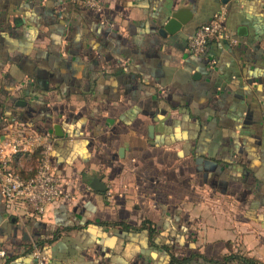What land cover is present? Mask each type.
I'll use <instances>...</instances> for the list:
<instances>
[{
  "label": "crops",
  "instance_id": "crops-1",
  "mask_svg": "<svg viewBox=\"0 0 264 264\" xmlns=\"http://www.w3.org/2000/svg\"><path fill=\"white\" fill-rule=\"evenodd\" d=\"M99 2L0 0V142L51 136L76 197L37 218L0 194V264H264V0ZM222 8L230 41L191 56Z\"/></svg>",
  "mask_w": 264,
  "mask_h": 264
},
{
  "label": "built area",
  "instance_id": "built-area-1",
  "mask_svg": "<svg viewBox=\"0 0 264 264\" xmlns=\"http://www.w3.org/2000/svg\"><path fill=\"white\" fill-rule=\"evenodd\" d=\"M82 7L100 10L99 0H69ZM226 9L215 19L200 27L189 39L188 52L196 58L206 57L211 42L230 41L226 30ZM215 61L211 62V66ZM54 142L49 135H42L25 126H18L7 141L0 142V194L8 208L15 210L18 204L27 205L33 216L41 218L49 206L76 199L70 184L58 175L53 167ZM37 155L34 174L24 178L14 165L20 157ZM4 255L3 253H1ZM36 264H44L47 257L40 249L33 251Z\"/></svg>",
  "mask_w": 264,
  "mask_h": 264
},
{
  "label": "water",
  "instance_id": "water-1",
  "mask_svg": "<svg viewBox=\"0 0 264 264\" xmlns=\"http://www.w3.org/2000/svg\"><path fill=\"white\" fill-rule=\"evenodd\" d=\"M183 12H175L169 17L167 23L164 25L162 34H174L176 33L182 26L186 25L187 22L183 18Z\"/></svg>",
  "mask_w": 264,
  "mask_h": 264
},
{
  "label": "trees",
  "instance_id": "trees-1",
  "mask_svg": "<svg viewBox=\"0 0 264 264\" xmlns=\"http://www.w3.org/2000/svg\"><path fill=\"white\" fill-rule=\"evenodd\" d=\"M224 264L227 263H234V264H260L259 262L253 260V259H248L242 255H231L227 256L224 258L223 261Z\"/></svg>",
  "mask_w": 264,
  "mask_h": 264
}]
</instances>
